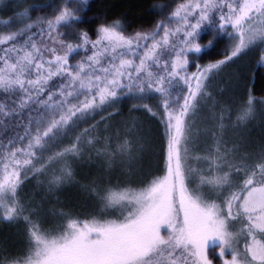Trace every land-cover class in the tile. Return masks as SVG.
I'll return each instance as SVG.
<instances>
[{
    "label": "snow or ice",
    "instance_id": "snow-or-ice-1",
    "mask_svg": "<svg viewBox=\"0 0 264 264\" xmlns=\"http://www.w3.org/2000/svg\"><path fill=\"white\" fill-rule=\"evenodd\" d=\"M93 10L0 0V264H264V95L213 93L226 69L264 81V0Z\"/></svg>",
    "mask_w": 264,
    "mask_h": 264
},
{
    "label": "trees",
    "instance_id": "trees-1",
    "mask_svg": "<svg viewBox=\"0 0 264 264\" xmlns=\"http://www.w3.org/2000/svg\"><path fill=\"white\" fill-rule=\"evenodd\" d=\"M25 3H33L36 0H24ZM94 10L88 14L89 18H94L98 13H103L108 16H120L121 14H127L130 19H133L134 26L139 27L141 24H146L150 22L149 17L145 15V9L148 7L149 2H155V0H91ZM162 2H167V0H162ZM6 15L3 13L0 20L6 19ZM89 27V25H85ZM224 50V46L220 45L216 49H209L204 55V59L201 63H207L208 61L218 59L221 57ZM228 71L221 72L213 82V88H215L217 81L223 80L224 82L220 86L224 89V92L217 94L218 100H227L229 102H238L242 101L244 94L248 88H251L257 98L264 95V81L260 79H245L239 74V69H226ZM221 75V76H220ZM226 98V99H225ZM141 119L144 120L145 126L148 129H151L152 135H157V125L155 119L148 116H141L137 113ZM128 112L125 108L123 111V117H127ZM264 135V134H262ZM86 172L87 169L82 170ZM25 192L27 195H39L41 191L33 186V184H28ZM38 192V193H37ZM37 193V194H36ZM77 199V192L75 189H68L61 195V200L64 201H75ZM2 228L8 229L7 225H0Z\"/></svg>",
    "mask_w": 264,
    "mask_h": 264
},
{
    "label": "rangeland",
    "instance_id": "rangeland-1",
    "mask_svg": "<svg viewBox=\"0 0 264 264\" xmlns=\"http://www.w3.org/2000/svg\"><path fill=\"white\" fill-rule=\"evenodd\" d=\"M91 1V0H90ZM3 13H0V18H1V15ZM207 51V50H206ZM225 71H228V70H225ZM221 76V75H220ZM224 81L223 80H219L217 81L216 83H214L215 88H213V93L217 99V101L222 104V105H227V106H231L233 108V110H235V108L237 107V105H239L241 103V101H238V102H233L234 104H232V102H229L227 100H218V97H217V94H215L218 90V93H221L224 92V89L220 86V84H222ZM226 99V98H225ZM257 108L259 109V106H257ZM249 136H251L252 138H255V139H259L261 136H264L262 134H264V126H262L261 124V121L259 118H257L249 127L248 129V133H247ZM39 191H41L40 189H38ZM38 193V192H37ZM36 193V194H37ZM8 229L6 228H2L0 227V238L4 237V236H10L13 232V229L7 227Z\"/></svg>",
    "mask_w": 264,
    "mask_h": 264
}]
</instances>
